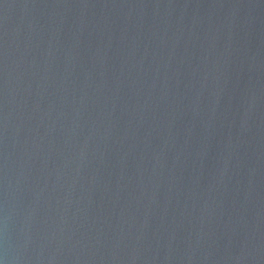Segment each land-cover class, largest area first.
Instances as JSON below:
<instances>
[{"label":"water","instance_id":"water-1","mask_svg":"<svg viewBox=\"0 0 264 264\" xmlns=\"http://www.w3.org/2000/svg\"><path fill=\"white\" fill-rule=\"evenodd\" d=\"M0 264H264V0H0Z\"/></svg>","mask_w":264,"mask_h":264}]
</instances>
